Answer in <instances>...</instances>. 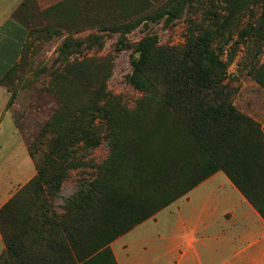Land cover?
Wrapping results in <instances>:
<instances>
[{"label":"rangeland","instance_id":"374dc122","mask_svg":"<svg viewBox=\"0 0 264 264\" xmlns=\"http://www.w3.org/2000/svg\"><path fill=\"white\" fill-rule=\"evenodd\" d=\"M19 16L29 36L1 81L10 102L0 139L15 138L31 156L30 180L41 166L54 176L57 210L78 191L77 178H93L97 165L108 162L105 201L93 195L82 204L79 254L184 196L209 174V162L228 160L230 168L264 154V0H68ZM195 29H221L215 53L226 69L217 109L248 119L230 128L235 151L225 149L220 124H210L202 139L192 134L181 111L160 94L161 81L155 94L132 80L139 41L151 36L181 52ZM91 116L101 127L96 148L85 134ZM238 134L247 136L238 140ZM117 238L86 264H117L111 247ZM59 257L48 252L40 264H64Z\"/></svg>","mask_w":264,"mask_h":264},{"label":"trees","instance_id":"16d2710c","mask_svg":"<svg viewBox=\"0 0 264 264\" xmlns=\"http://www.w3.org/2000/svg\"><path fill=\"white\" fill-rule=\"evenodd\" d=\"M220 30L195 29V32L188 36L187 48L181 52L159 46L151 36L143 38L135 48V51L139 52V58L133 65L132 80L138 87L155 94L158 90L156 84L161 81L160 94L163 99H167L168 105L172 104V108L181 111L192 134L202 139L210 124H220L223 131L219 137L226 146L225 149L235 151L236 145L231 141L233 136L230 128L235 120L245 125L248 119L217 109L221 105L217 95L225 86L223 81L226 69V64L215 53L221 50L220 41L215 42ZM212 112H216V115L212 116ZM93 119L91 116L84 121L85 134H91L90 147L96 148L102 135L99 123L95 124ZM259 135L257 133L252 140L257 141ZM244 136L247 134H238L237 139ZM258 155L255 153L244 162H231L230 168L225 166L228 160L222 164L209 162L207 176L223 171L264 218V154L259 156H263L262 159ZM107 164L106 160L100 162L95 168V176L91 179L77 178L78 191L66 201L64 207H60V210L56 209L51 199L53 195L50 194V184L54 176H45L44 167L41 166L37 175L0 208V231L6 247L0 257V264H40L48 252L54 257L61 256L59 258L64 259V264H86L104 252L105 246L111 240L130 230L134 224L124 226L96 248L81 254L77 252L82 242L78 228L86 212L82 204L93 195L96 202L105 201L101 186L106 178L104 171ZM171 202L172 200H168L160 208ZM153 214L137 219L135 224ZM7 226L13 230L11 235H7Z\"/></svg>","mask_w":264,"mask_h":264},{"label":"crops","instance_id":"0c3cea01","mask_svg":"<svg viewBox=\"0 0 264 264\" xmlns=\"http://www.w3.org/2000/svg\"><path fill=\"white\" fill-rule=\"evenodd\" d=\"M63 1L0 0V81L19 61L29 36L19 14ZM9 99L0 83V131ZM16 146L13 137L0 139V208L34 176L31 156ZM111 245L117 264H264V218L228 176L217 171ZM5 249L0 231V257Z\"/></svg>","mask_w":264,"mask_h":264}]
</instances>
